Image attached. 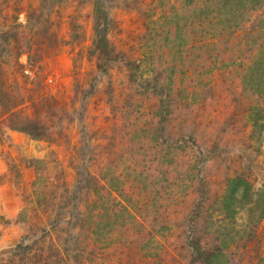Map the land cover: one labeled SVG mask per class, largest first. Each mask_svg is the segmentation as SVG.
Returning a JSON list of instances; mask_svg holds the SVG:
<instances>
[{"label":"trees","instance_id":"trees-1","mask_svg":"<svg viewBox=\"0 0 264 264\" xmlns=\"http://www.w3.org/2000/svg\"><path fill=\"white\" fill-rule=\"evenodd\" d=\"M143 14V51L135 62L140 73H130L129 82L157 104L146 113L150 137L136 145L137 160L143 158L135 163V175L108 182L94 173L84 131L72 147V182L57 159H25L22 168L33 170L31 181L22 179L20 168L0 179V185L15 187L22 202L18 215L5 222L24 228L12 250L0 255V264H101L112 243L127 252L137 246L146 250L145 258H155L157 239L173 229L158 217L162 201L180 185L192 203L184 218L186 263L176 264H241L239 252L252 254L247 264H264V0H149ZM29 15L0 28V122L34 141L53 142L52 125L21 112L24 96L7 77L10 66H21L20 28L37 27ZM112 26L103 0H94L91 49L103 72L117 58L108 38ZM188 73L198 74L196 88L179 84ZM217 73L240 81L244 139L236 158L226 157L227 169L213 185L205 169L226 154L225 147L220 151L219 141L205 143L193 129L174 131L172 124L175 107L201 102L197 95L213 89ZM137 104L124 102L123 114L139 121ZM230 121L223 128L234 124Z\"/></svg>","mask_w":264,"mask_h":264},{"label":"rangeland","instance_id":"rangeland-1","mask_svg":"<svg viewBox=\"0 0 264 264\" xmlns=\"http://www.w3.org/2000/svg\"><path fill=\"white\" fill-rule=\"evenodd\" d=\"M93 1L0 0V28L11 25L16 17L19 22L25 21L28 13L30 23L37 25L36 28L30 25L20 28L17 40L22 53L19 56L21 66H10L7 77L16 92L24 96V103L19 107L21 112L46 120L52 125L56 139L53 142L34 141L21 132L11 137L7 124L0 122L3 134L0 179L12 173L11 169L20 168L23 169L22 179L31 181L34 173L31 168H22L24 160L47 157L52 161L57 159L65 179L72 182L75 176L70 164L72 147L79 144L82 131L91 143V152L86 158L90 157L88 166L94 173L104 175L108 182L135 175V167L143 158L137 160L136 145L150 137L146 113L154 110L157 104L154 97L141 95L129 82L130 73H140L135 62L143 51L140 39L145 28L143 11L149 0H103L113 23L108 38L117 55L116 60L108 64L107 72L97 68L91 49ZM185 76L184 80L179 79V84L190 88L200 84L197 73ZM213 84L210 91L199 92L201 95L197 96L201 102L195 100L191 107H175L172 126L174 131L180 127L193 129L205 143L219 141L220 151L225 147L226 154L208 162L205 169L216 185L227 169L226 157L236 158L242 147L244 130L240 114L245 106L236 77L217 73ZM126 101L141 107L139 121L123 114L121 108ZM226 119L234 124H227L222 131ZM145 123L146 129L143 128ZM261 161L264 165V153ZM10 185L4 182L0 187V255L12 250L24 230L18 222L10 225L5 222L15 218L22 206L15 187ZM166 197L158 217L170 223L173 229L170 235L157 239L160 242L157 252H152L158 256L148 259L144 257L145 249L142 251L136 246L127 252L123 246L112 243L114 249L107 248L101 264H176L178 260L186 263L184 218L192 196L180 185L168 201ZM119 247L123 248L122 252ZM251 258L253 260L252 254L251 257L242 256L240 252L236 255V261L241 264H247Z\"/></svg>","mask_w":264,"mask_h":264},{"label":"crops","instance_id":"crops-1","mask_svg":"<svg viewBox=\"0 0 264 264\" xmlns=\"http://www.w3.org/2000/svg\"><path fill=\"white\" fill-rule=\"evenodd\" d=\"M9 134L11 135V137H15V136H19V132H16V131H9ZM11 183H9V185H10ZM5 185H7V184H5ZM11 186V185H10ZM0 187H1V185H0Z\"/></svg>","mask_w":264,"mask_h":264}]
</instances>
